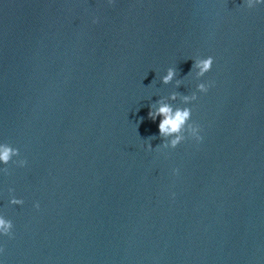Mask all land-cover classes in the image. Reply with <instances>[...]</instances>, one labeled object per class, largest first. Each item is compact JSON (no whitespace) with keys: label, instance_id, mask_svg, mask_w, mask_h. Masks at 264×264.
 Returning a JSON list of instances; mask_svg holds the SVG:
<instances>
[{"label":"water","instance_id":"95a60500","mask_svg":"<svg viewBox=\"0 0 264 264\" xmlns=\"http://www.w3.org/2000/svg\"><path fill=\"white\" fill-rule=\"evenodd\" d=\"M242 2L0 0V141L28 160L0 172L4 264H264V6ZM197 55L203 142L149 151Z\"/></svg>","mask_w":264,"mask_h":264},{"label":"clouds","instance_id":"9594fccd","mask_svg":"<svg viewBox=\"0 0 264 264\" xmlns=\"http://www.w3.org/2000/svg\"><path fill=\"white\" fill-rule=\"evenodd\" d=\"M116 0H108V3L114 4ZM242 6L246 9H254L258 6H264V0H243ZM93 23H99V17H94ZM193 60L192 67L186 76H194L198 81L195 91L190 95H181L177 92H171L168 96H162L157 101L153 102L149 106L148 117L152 121H156L159 118L158 130L159 137L162 138V143L158 144L153 149L151 140L156 139L155 136L148 138L146 145L149 151L176 149L179 145L187 140H192L195 143H202L204 140L202 126L193 120V107L192 103L199 98V94H207L214 86V81L205 80L204 78L208 73L213 70V66L216 62V58L213 55L189 57ZM177 68L170 66L166 72L160 77L163 84L169 85L175 82L176 87H180L182 80L177 79ZM182 100V106H177L169 101H175L177 98ZM142 119V118H141ZM21 152L18 147L13 146L11 143L0 141V172L8 173L7 165L15 164L17 167H27L28 160L20 158ZM172 174L179 176L180 169L173 168ZM9 204L13 206H23L25 201L23 198L15 195V189L9 188ZM175 196V193H172ZM39 201H36L33 205L37 210L40 208ZM15 224L12 219L0 211V238L9 237L13 238L15 235ZM4 247L0 244V257L4 254ZM0 264H4L2 258H0Z\"/></svg>","mask_w":264,"mask_h":264}]
</instances>
